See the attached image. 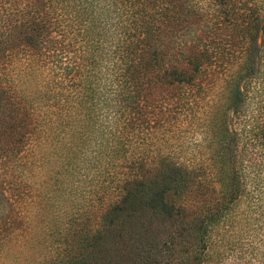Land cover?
Segmentation results:
<instances>
[{
  "label": "trees",
  "instance_id": "16d2710c",
  "mask_svg": "<svg viewBox=\"0 0 264 264\" xmlns=\"http://www.w3.org/2000/svg\"><path fill=\"white\" fill-rule=\"evenodd\" d=\"M0 264H264V0H0Z\"/></svg>",
  "mask_w": 264,
  "mask_h": 264
}]
</instances>
